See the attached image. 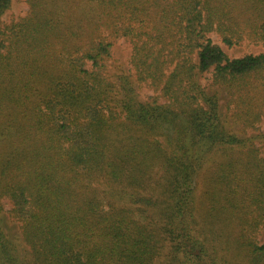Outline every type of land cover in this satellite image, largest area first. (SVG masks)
Segmentation results:
<instances>
[{
	"label": "trees",
	"instance_id": "1",
	"mask_svg": "<svg viewBox=\"0 0 264 264\" xmlns=\"http://www.w3.org/2000/svg\"><path fill=\"white\" fill-rule=\"evenodd\" d=\"M26 2L0 25V264H264V51L210 36L264 46V0Z\"/></svg>",
	"mask_w": 264,
	"mask_h": 264
},
{
	"label": "rangeland",
	"instance_id": "2",
	"mask_svg": "<svg viewBox=\"0 0 264 264\" xmlns=\"http://www.w3.org/2000/svg\"><path fill=\"white\" fill-rule=\"evenodd\" d=\"M28 9V4L26 0H13L10 8L3 14L0 18V25L11 21L14 18H17L21 15H24ZM213 41L222 46L225 52L231 57L242 56L246 53H259L264 51V46L262 43L251 42L248 40L243 41L240 44L229 46L222 42L221 38L215 34H210ZM131 55V46L123 38L117 39L115 44L112 47V55L109 60V69L116 74L121 71H126L130 67L129 58ZM211 73L206 72L201 78V81L204 85H208L210 82ZM140 95L143 99L150 94H153V90L147 86L139 88ZM227 101V93L225 89H222L220 92V104L221 108L225 110V104ZM260 130L264 131V120L260 123ZM4 205V211L2 212L3 226L10 238L14 239L18 246L23 249L25 244L22 240V235L19 227L18 221L13 219L9 214V209L11 204L8 200H2Z\"/></svg>",
	"mask_w": 264,
	"mask_h": 264
}]
</instances>
